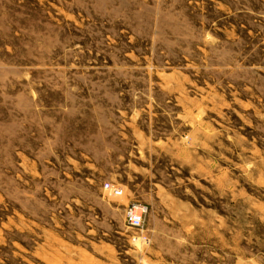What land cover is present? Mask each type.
<instances>
[{"label": "rangeland", "instance_id": "obj_1", "mask_svg": "<svg viewBox=\"0 0 264 264\" xmlns=\"http://www.w3.org/2000/svg\"><path fill=\"white\" fill-rule=\"evenodd\" d=\"M0 264H264V0H0Z\"/></svg>", "mask_w": 264, "mask_h": 264}, {"label": "built area", "instance_id": "obj_2", "mask_svg": "<svg viewBox=\"0 0 264 264\" xmlns=\"http://www.w3.org/2000/svg\"><path fill=\"white\" fill-rule=\"evenodd\" d=\"M147 211L144 206H129L126 209V220L131 227H140Z\"/></svg>", "mask_w": 264, "mask_h": 264}]
</instances>
